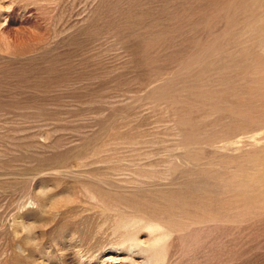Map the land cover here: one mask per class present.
Returning a JSON list of instances; mask_svg holds the SVG:
<instances>
[{"label": "rangeland", "instance_id": "1", "mask_svg": "<svg viewBox=\"0 0 264 264\" xmlns=\"http://www.w3.org/2000/svg\"><path fill=\"white\" fill-rule=\"evenodd\" d=\"M0 264H264V0H0Z\"/></svg>", "mask_w": 264, "mask_h": 264}, {"label": "bare ground", "instance_id": "2", "mask_svg": "<svg viewBox=\"0 0 264 264\" xmlns=\"http://www.w3.org/2000/svg\"><path fill=\"white\" fill-rule=\"evenodd\" d=\"M31 38V37H30ZM26 39H28V38H26ZM33 39V38H32ZM31 39V40H32ZM29 42V41H28ZM24 45H26L25 44V41H24V39L22 38V36H18L16 39H15V46L16 47H20V48H22Z\"/></svg>", "mask_w": 264, "mask_h": 264}]
</instances>
